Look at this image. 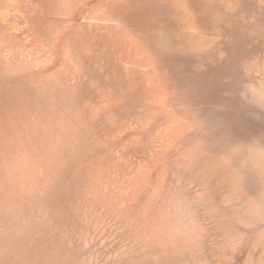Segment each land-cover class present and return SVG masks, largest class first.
Wrapping results in <instances>:
<instances>
[{"label":"rangeland","instance_id":"obj_1","mask_svg":"<svg viewBox=\"0 0 264 264\" xmlns=\"http://www.w3.org/2000/svg\"><path fill=\"white\" fill-rule=\"evenodd\" d=\"M0 264H264V0H0Z\"/></svg>","mask_w":264,"mask_h":264}]
</instances>
